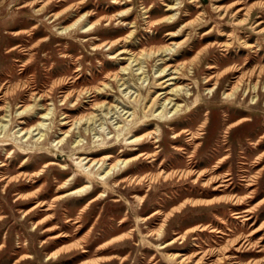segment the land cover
I'll return each instance as SVG.
<instances>
[{"label": "rangeland", "instance_id": "obj_1", "mask_svg": "<svg viewBox=\"0 0 264 264\" xmlns=\"http://www.w3.org/2000/svg\"><path fill=\"white\" fill-rule=\"evenodd\" d=\"M46 1L54 0H0V107L11 103L9 112L0 111V119L7 115L2 123L8 122L5 134L9 141L19 142L21 127L36 124L45 107L51 108L44 144L50 155L29 153L25 157L13 143L0 147V178L2 174L14 177L23 172L35 173L48 160L57 163L44 168L40 181L32 187H25L24 177L8 185L0 180V264H264V77L259 79L256 105L249 103L254 95L251 90L245 95L240 91L235 101L223 98L237 76L264 66V0H66L53 2L38 16L37 9ZM175 1H181L174 6L180 8L177 21L156 24L169 13L167 5ZM66 7L70 10L53 21L52 13L63 12ZM239 8H243L241 12ZM125 9L129 14L126 21L106 24L102 20L96 29L82 33L87 23ZM87 12L94 14L74 30L64 31ZM246 13L250 17L245 24L236 25L234 21L243 19ZM186 22L187 27L179 35L172 38L167 34ZM17 31L21 34L14 36ZM131 31L132 35L126 37ZM117 38L124 40L116 47L94 48L95 44ZM171 40H182L183 44L164 63L154 56L142 59L140 65L145 72L137 74L141 70H134V66L124 75L125 84L121 86V81L111 76L126 64L117 55L122 47L135 53L150 52ZM243 40L251 46H245ZM166 64L182 66L177 84L189 88L191 95L177 99L188 104L187 111L160 122L145 108L156 90L153 82L158 68ZM209 64L214 68L208 69ZM232 66L238 69L233 74ZM208 75H218L213 96L204 90L215 81L205 83ZM62 80L67 84L63 85ZM256 81L257 77H251L245 83L251 87ZM103 82L108 86L102 92L94 91ZM198 82L201 100L193 103ZM6 88L10 92L5 99ZM84 88L91 90L75 101V93ZM34 92L35 100L31 96ZM68 92L74 95L63 100ZM46 93L48 98L38 100ZM136 93H140L137 101L129 98ZM25 105L32 107L19 116L17 112ZM126 110H135L137 118L125 130L119 116ZM89 113L97 118L89 125L81 123L79 129L72 128L63 143H57L70 125L62 124L65 114L70 120ZM243 116L249 120L229 126ZM202 121L205 123L199 137L191 139ZM122 125L120 140L112 139L121 132ZM157 129V142L152 138L136 150L125 144V138L131 135H146ZM182 130L186 131L180 138L173 137L174 132ZM78 139L84 147H75ZM21 140L29 146L35 143L33 138ZM100 141L117 143L112 154H123L121 158L139 152L148 153L149 158L141 157L126 168L122 166L124 169L109 181L110 190L90 204L89 199L104 190L101 183L83 198H54L86 184L85 177L77 173L75 157L89 153L99 157ZM187 167L204 170L205 174L179 177V171ZM166 173L173 175L165 177ZM76 174L67 190L57 189ZM142 175L147 177L141 184L133 180ZM213 176L218 182L207 183ZM128 177L131 182L119 183ZM226 177L229 179L221 182ZM218 183L224 184L219 191L213 189ZM33 191L41 193L40 200L53 201L49 209L33 208L36 199L16 200L17 194ZM216 196L228 198L206 204ZM245 209L249 212H242ZM235 212L241 217L236 218ZM67 219L69 222H65ZM172 240L174 243L163 247ZM209 251L213 255L201 261L202 253ZM177 253L180 256L171 258Z\"/></svg>", "mask_w": 264, "mask_h": 264}, {"label": "bare ground", "instance_id": "obj_2", "mask_svg": "<svg viewBox=\"0 0 264 264\" xmlns=\"http://www.w3.org/2000/svg\"><path fill=\"white\" fill-rule=\"evenodd\" d=\"M64 1H66V0H54V1H46V2H44L43 5L39 9H37V15L41 16V14H43L44 11H46L49 7L52 6L53 2L62 3ZM126 1H129V0H126ZM192 1L195 2L197 0H191V2ZM39 2H41V1H39ZM115 2H117V1H115ZM180 2L181 1H177L176 3L168 4L167 7H166V10L169 11V13H167L162 18H160L157 21H155L156 24H159V23H162V22H166L167 24L175 23L177 21V19L179 18V16H180V15L177 16L178 15L177 10H179L180 8L179 7H174V6L179 4ZM24 6L25 5H22L21 7H24ZM72 6H74V5H72ZM70 7H68V8L66 7L67 9H65L63 12L52 13L53 21L58 20L62 16V14H64L67 11H69ZM216 8L220 9L222 7L217 5ZM242 9L243 8H239L238 11H240ZM146 11H148V10L146 9ZM93 14H94V12L83 13L74 22H72L67 27H65L64 31L68 32L70 30H74L82 21L88 20ZM244 15H245V17L243 19H239L238 18L239 20L237 19L236 21H234L236 25L237 24H245V22L249 19L250 14L246 13ZM127 16H129L127 9L118 11V12H116V13L110 15V16H107V17L101 16L97 20L93 21L92 23H89V24L87 23V25L82 27V29H83L82 33H89L90 31L96 29V27L101 24L102 20H104L106 22V24H110L113 20H118V22L119 21H123L124 22V21H126L125 17H127ZM145 16H147V15H145ZM198 19L199 18L197 16L195 21L197 22ZM261 22L262 21H259L258 23H256V25L261 23ZM180 26L181 27L178 28L177 30L170 31L167 34H169L170 37H172V38H173V36L179 35V32L182 31L183 28L187 27V22L182 24V25H180ZM259 31H260V29H259ZM20 34H21V32L17 31L14 34V36H19ZM221 34H224V33L221 32ZM131 35H132V31L129 32L126 35V37H130ZM228 36L230 37V33L228 34ZM123 40L124 39L117 38V39H114V40L104 41V42H102L99 45L95 44L94 48L100 49V48L105 46V47H108V49H111L113 46L117 45L119 42H121ZM243 43L245 44V46L249 45L244 40H243ZM182 44H183L182 40L178 41V42H176V41L174 42V41L171 40L169 42V44L163 45V46L157 48L154 51L146 52L144 50H140V52H138V53H135L131 49L126 48V47H122L121 49L118 48L119 50L117 52V55L121 56V57H119V59L125 60L126 64L122 65L121 68H120V71L112 74L111 76L113 77V79H117L118 82L121 81L120 86L124 85L125 84V79L123 78L124 75L128 74L129 71H131L134 66H137V68H135L134 70H141V72H139V73L137 72V74H143L145 72V70L141 69L142 65H140L142 63V59H145V58L151 57V56L159 57L160 64H162V63H164V60H166L168 55L177 54V52H178L179 48L182 46ZM17 46H19V45L14 46L11 50H15L17 48ZM36 46L37 45H34L33 47H36ZM249 46H251V45H249ZM123 55H125V56H123ZM127 55H128V57H126ZM207 68L208 69H212V68H214V65L209 64L207 66ZM237 70L238 69L236 67L232 66L230 72L233 74ZM181 75H182V66L181 65L180 66L179 65L175 66V65H172V64H166L164 66H159L157 75H155V79H154V82H153V84H154L153 87L156 88V90L154 91V94L151 97L149 96L150 98L148 100V104H146V108H145L146 110L144 109L145 112L149 111L150 115L153 118H156L157 120H159L161 122V121L170 120L173 117H177V116L183 114L185 111H187L189 109V106H188L187 103L177 102V99L183 98V97L188 98L191 95V92L189 91V88H187L186 86H181V85L177 84L178 80L181 78ZM251 77H257V81L255 83L253 82L254 84L250 87V85L249 86L246 85L248 83H245V81L248 80V79L250 80ZM263 77H264V66L257 67V68L254 67L250 71H248L246 73H242V75H240L239 77L238 76L236 77L237 79L234 82L233 86L231 87L230 91L223 92V96H224L223 98L229 99L231 101H235L237 99V95L239 94L240 91H242L243 92L242 94L245 95V94H248L250 92V90H251V92L254 93V95L252 96V98H250L249 103L253 104V105H256L258 103V99H259L258 98L259 97V95H258L259 94V81H260L259 79H261ZM143 78H144V76H143ZM185 78L188 79L187 77H185ZM217 79H218V75L217 76L216 75H208L207 77H205V81H204L205 83H209L210 81L215 80L212 83L213 85L211 87L207 86L204 89L205 90V94H208L210 96L214 95L215 90L217 88V86H216L217 85ZM62 81H64L63 85L67 84L66 80H62ZM244 83H245V87L243 88ZM100 85L101 86L96 87L95 90H94L97 93L102 92L103 89H105L108 86V83L107 82H103ZM126 87H128V85L125 86V88ZM22 88H23V86H22ZM261 88H262V90H264V82H263V85H262ZM90 90L91 89H89V88H84L82 90L77 91L75 93V94H77L75 101H77L80 98L81 95L87 93ZM9 92L10 91H8V89L6 88L4 93H3V96H4L5 99H6V96H7V94ZM128 92H130V91H128ZM73 95H74L73 92H68V93H66L63 96V100L67 99L69 97H72ZM139 95H140V93H136V95L134 94L133 97H131L132 95H130L129 98H132L133 100L137 101L139 99L138 98ZM31 96L35 100L36 92L31 93ZM45 98H48V94L47 93L46 94H40L38 100H44ZM200 100H201V94L199 93V82H198V95L195 96V98L193 99V103L194 102H198L199 103ZM5 105H4V107H0V111L4 110L6 112L7 111L9 112L10 111V107H11V103L8 101L7 104H5ZM33 105H36V104L34 103ZM17 106H18V104H17ZM19 106H22V105H19ZM104 106H105L104 104L100 105V107H104ZM31 107H32V105H25L22 110L17 112L18 115L22 116V114L28 112ZM109 107H106V109H109ZM111 108H113V107H111ZM45 110L46 111L40 115V117H39L40 119L38 120V122L36 124H34L32 126H29V127H26L25 129H23L21 127V129L19 131V133H22L21 137H19L20 141L19 142H15V144H14V142H10L9 141L10 139L7 138L8 135L5 134V128H6V125H7L8 122L2 123L3 121H6L4 119V117L7 116V115H3L1 117V119H0V128H2L0 130V147L5 148L6 146L12 145V143H13L15 145V147L18 149L19 153L23 154L25 157H27L29 153H46L47 155H50L49 154V152H50L49 147H44V144H45V131L48 128V125H46L47 124L46 120L48 119V116L50 115L51 108L45 107ZM119 117L122 118V120L124 121V123H125L124 125L126 126L125 130H126V129L129 128L128 126H131L133 124V122L136 121L137 112L135 110H132V111L131 110L130 111L126 110L124 112V114H122ZM67 118H69V116L67 114H65L62 124H65V125L70 124L69 128L63 133L64 136L61 137L57 141V143L61 142V144H62L63 141H64V137L68 136V134H69V132H71L72 128H73V130L76 129V128L79 129L81 127V123H88V125H89L90 122H92L95 118H97V115L95 116L94 114L89 113L87 115H80L79 117L73 118V119H70V120H68ZM247 120H249V117L243 116L238 121H235L234 123H231L229 126H231L232 124L235 125V124H238L239 122L247 121ZM204 123L205 122L202 121L198 125V132L192 133L191 139L199 137V134H200V132L202 130V127H204ZM120 125H117V127H119ZM122 127H124V126L123 125L121 126V129H120L121 132L118 131L117 136L116 137H112V139L114 138L115 140H118V141L120 140V139H118V137L122 134V132H124L122 130ZM34 131H35V133H33ZM185 131L186 130H182V131H179V132H174L173 137L178 139V138L181 137V135ZM158 132H159V129L152 130V131L146 133V135H139V136L131 135L130 137L125 138V144L130 145V149L131 150H136L138 145L149 143L152 138H155L154 142H157L158 140H157L156 136L159 135ZM16 133H17V131H16ZM261 137H263V135ZM22 138L23 139L24 138H29V139L33 138L35 143L31 144L30 146L29 145H25V144H23L24 141L21 140ZM80 141H81L80 139L75 141L76 142V145H75L76 148L77 147H84L83 143L80 144ZM107 143H108V141H106V142L105 141H100L98 143V146H99L98 151L102 152V154L99 157L91 156L94 153H89V154H87L85 156L75 157V164L78 166L77 173L80 174V175H83L85 177V183L86 184H84L83 186L78 187L76 189H73L71 191H68V192H66L63 195L62 194L58 195V196H56L54 198H57V199L58 198H65L67 196H74V195L83 198V197H85L86 195H88L91 192V190L93 189V187L95 185H97V183H101V185L103 186L104 190L102 192H99L98 196H95V197L89 199L88 204H90V202L95 201L98 197L102 196L103 193H106V191L110 190L111 187L109 185V181L112 180L116 175H118L119 174L118 172L121 169H124V168H122V166L126 168L127 164L129 166L130 163L140 159L141 157L149 158V156H148L149 154L148 153L139 152V151H138L139 153L133 154V155H131L129 157H126V158L122 157L121 158V156H123V154L120 155V153H118L117 156L112 154V150L114 149V146L117 143H115L114 145H107ZM175 149H180V148L175 147ZM120 152H123V150L120 151ZM83 161H86L85 162L86 165L84 164ZM55 164H57L55 161L48 160V161H45L43 163V165H42V168H40L35 173L27 174V173L23 172V173H19V174L15 175L14 177L2 174L0 180L4 181V183L6 185H8V183H10L12 181L17 182V181H19L21 179V177H24V178H27V183H26L25 187H27V186L32 187L33 184L36 183L37 180H39L41 178V175L45 171L44 168H49L50 166L55 165ZM4 165H5V162H1V166H4ZM62 166H63L62 168L66 169V167L64 165H62ZM19 167L20 168L23 167V162H21ZM102 172H104V173L101 175ZM195 173L197 174V177H200V176L205 174L204 170L195 171V170H193L192 167H187L186 169H182V170L179 171L178 174H179V177L187 178L189 175H192V174H195ZM78 174L70 176L69 178H67L63 183L59 184L57 189L58 190H60V189H66L67 190L68 186L71 183L75 182L76 176ZM114 174H116V175H114ZM172 175H173V173H166L165 177H171ZM146 177H147L146 175H142V176H138V177L134 178L133 180L137 181L138 184H141L142 180H145ZM149 179H150V177H149ZM228 179L229 178H227V177L223 178L221 180V182L226 181ZM195 180L196 179H194L193 181H195ZM218 180L219 179L217 177L213 176V177H210L207 180V183L218 182ZM125 181L126 182H131L132 179L129 178V177L128 178H123L122 180L119 181V183L120 182H125ZM115 186H117L116 183H115ZM222 186H224L223 183H220V184L218 183V185L213 187V189L218 190L219 187H222ZM40 196H41V193L38 192V191H33L31 193H19L16 196V200L27 201L28 202V201H31L32 199H36V203L33 205V208H39V207L47 206V208H45V209H49L50 206L52 205L53 201L48 202L46 200H40L39 199ZM226 198H228V196H216V197H213L212 199L208 200L206 204H212L214 202L213 201L214 199H216L217 201L218 200L225 201ZM262 200H264V198ZM27 212H28V210L25 211V214H27ZM242 212H249V210L245 209ZM234 214H235L236 218L241 217V214H239V212H235ZM69 220L70 219H67L65 222H69ZM74 222H77V221H74ZM255 230L256 229H254L252 232H254ZM158 232H161V229H159ZM59 235L60 234L55 235V237L59 236ZM179 238L183 239L184 235L179 236ZM171 243H174V240L166 243L165 245H163V247H165V246H167V245H169ZM82 251H84V250L82 249ZM177 255L180 256L179 253H177L176 255L173 254V255H170V256H171V258H175ZM208 255L212 256L213 254H212L211 251L203 252L201 257H200V260L202 261ZM207 261H209V258H208ZM209 264H214V262L213 261L209 262Z\"/></svg>", "mask_w": 264, "mask_h": 264}]
</instances>
